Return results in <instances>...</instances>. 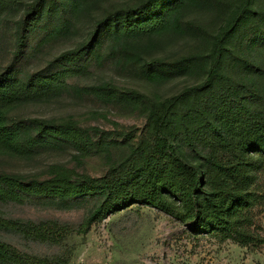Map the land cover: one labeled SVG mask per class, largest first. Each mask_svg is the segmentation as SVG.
<instances>
[{
	"label": "trees",
	"instance_id": "obj_1",
	"mask_svg": "<svg viewBox=\"0 0 264 264\" xmlns=\"http://www.w3.org/2000/svg\"><path fill=\"white\" fill-rule=\"evenodd\" d=\"M258 2L30 0L24 15L8 22L20 0H0V53L2 43L12 46L0 64V152L37 157L70 150L80 166L93 156L107 164L100 176L61 163L50 164L45 176L0 168V264H69L67 252L39 256L14 241L62 246L70 234H86L134 205L157 208L195 234L242 246L264 243L254 229L255 209L264 205V10ZM201 12L216 15L217 28L200 23ZM83 17L95 18L84 25ZM65 38L79 40L30 68L45 47ZM184 39L198 46L169 57L168 49ZM105 65L151 84L193 79L166 97L110 82H74ZM64 95L140 109L148 127L103 130L73 117L11 114L19 105ZM11 204L87 212L74 228L60 219L8 215L3 206Z\"/></svg>",
	"mask_w": 264,
	"mask_h": 264
},
{
	"label": "rangeland",
	"instance_id": "obj_2",
	"mask_svg": "<svg viewBox=\"0 0 264 264\" xmlns=\"http://www.w3.org/2000/svg\"><path fill=\"white\" fill-rule=\"evenodd\" d=\"M30 0H20L9 15L12 22L24 15ZM259 7L264 10V0H259ZM104 4L103 2L101 5ZM107 6V4H105ZM94 12L97 6L93 8ZM95 17H83L82 23L91 24ZM200 23L215 29L219 19L212 12H201ZM80 38V37H79ZM77 39H63L47 47L32 61L30 68L43 66L46 61L63 50L75 46ZM0 64L2 65L12 46L2 43ZM197 44L190 40H180L168 50V56L176 58L186 51H193ZM248 40L241 43L246 50ZM202 42L200 41V48ZM201 51V50H200ZM91 76L77 78L80 85H93L110 82L122 89L137 90L143 93L171 96L193 79L185 75L162 84H151L137 79L132 72L123 71L112 65L101 66ZM12 115L21 117H41L46 119L75 118L86 127L98 126L103 130L116 128L131 130L136 127L140 132L148 127L146 114L140 109L122 104H106L93 96L78 98L64 95L48 101L31 102L14 108ZM72 151L46 152L37 157H17L0 152V168L26 175L45 176L53 163L76 167L81 173L100 176L107 170L105 159L93 156L78 165ZM262 183L264 184V178ZM4 211L14 217L40 219H60L72 227L83 221L86 208L60 210L31 205H7ZM255 231L264 238V205L255 209ZM14 243L27 252L39 256L65 253L69 255V264H264V243L260 246H242L231 239L221 240L210 233L195 234L188 224L169 214L147 205H134L129 209L110 215L94 223L86 234L72 233L62 246H52L16 239ZM69 250V252H68Z\"/></svg>",
	"mask_w": 264,
	"mask_h": 264
}]
</instances>
